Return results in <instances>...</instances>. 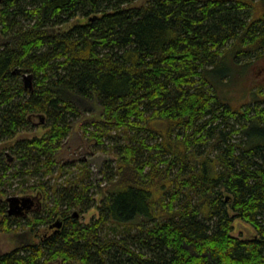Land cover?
<instances>
[{
  "label": "trees",
  "instance_id": "16d2710c",
  "mask_svg": "<svg viewBox=\"0 0 264 264\" xmlns=\"http://www.w3.org/2000/svg\"><path fill=\"white\" fill-rule=\"evenodd\" d=\"M135 2L0 0V264H264V96L218 92L229 51L264 55V0ZM78 123L114 155L101 203L88 162L59 157Z\"/></svg>",
  "mask_w": 264,
  "mask_h": 264
},
{
  "label": "rangeland",
  "instance_id": "374dc122",
  "mask_svg": "<svg viewBox=\"0 0 264 264\" xmlns=\"http://www.w3.org/2000/svg\"><path fill=\"white\" fill-rule=\"evenodd\" d=\"M142 2L143 0H136L135 4L140 5L142 4ZM262 7H264V2L261 3V8ZM83 21V19H76L74 23ZM66 27L67 26H64V28ZM234 54L235 52L231 53V51H229L224 59V63H220L219 73L221 74L227 71L230 73V78L224 81L221 86H219L218 92L221 99L227 104H230L234 107H239L248 104L257 95H260L258 98H262L264 96L263 94H261V92H258V90L260 89L264 90V55L258 57L252 56L251 62L243 65L242 62L245 61L248 57L241 56V58L243 59L238 58V63H235V60L233 58ZM39 121V118H35V122L37 124L36 129H34V131L32 132H21L20 134H18L15 140L32 137L35 135H42L47 129L43 126L42 123H39ZM83 134L84 133L81 129V123H78L73 129L70 136L66 139L59 157L61 159H64V161L69 165L71 163H77L79 159H84L88 162L93 172L94 182L98 185L100 184V186L102 187L101 191L96 194L97 203H101V200L104 198L105 194L113 189V184L104 179L105 175L102 174V172L104 171L107 163L112 164L114 155L112 153L99 151L95 146V142L93 140H89ZM62 175L63 176H60L59 179L56 177L52 178L49 183L63 181L68 176H70V174L66 173H63ZM48 179V177H45L44 180L47 181ZM20 195H28L26 197H30V199L33 200L32 206L23 208V210L28 209L26 210V215L24 216V219L26 220L27 215L31 216L32 213H34V211L39 208L38 204L43 206L44 200L42 195L37 192ZM20 207H23L22 204L20 205ZM98 214V208L95 207L89 212L81 214L78 217L84 222H89L94 216H98ZM255 233V229L250 224L245 223L241 220L235 221V235L243 238H248L252 237ZM14 246L15 244L13 235L5 231H0V254L12 250ZM54 264L60 263L56 262Z\"/></svg>",
  "mask_w": 264,
  "mask_h": 264
},
{
  "label": "water",
  "instance_id": "95a60500",
  "mask_svg": "<svg viewBox=\"0 0 264 264\" xmlns=\"http://www.w3.org/2000/svg\"><path fill=\"white\" fill-rule=\"evenodd\" d=\"M31 201L30 198H19V197H12L11 198V203H10V214L14 212H20L19 209L17 210V208H19V202H21L25 207L28 206V203ZM77 215V213H76ZM56 226L61 227L62 222L58 221L55 223Z\"/></svg>",
  "mask_w": 264,
  "mask_h": 264
},
{
  "label": "flooded vegetation",
  "instance_id": "af4514ba",
  "mask_svg": "<svg viewBox=\"0 0 264 264\" xmlns=\"http://www.w3.org/2000/svg\"><path fill=\"white\" fill-rule=\"evenodd\" d=\"M21 204H22V203H21ZM22 206L25 207L23 204H22ZM18 209H19V208H17V210H18Z\"/></svg>",
  "mask_w": 264,
  "mask_h": 264
}]
</instances>
